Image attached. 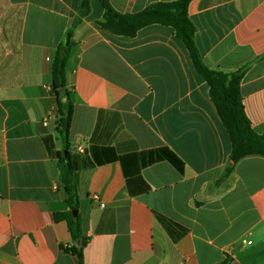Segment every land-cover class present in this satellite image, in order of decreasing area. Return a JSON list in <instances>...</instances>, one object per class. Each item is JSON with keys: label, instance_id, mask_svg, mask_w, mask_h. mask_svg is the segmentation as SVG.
I'll return each instance as SVG.
<instances>
[{"label": "crops", "instance_id": "0c3cea01", "mask_svg": "<svg viewBox=\"0 0 264 264\" xmlns=\"http://www.w3.org/2000/svg\"><path fill=\"white\" fill-rule=\"evenodd\" d=\"M108 1L136 14L177 0ZM80 6L0 0V264H79L67 248L81 241L54 216L70 210L59 152L83 264H264V157L228 172L232 141L185 43L161 24L115 35L101 0L83 18ZM188 16L204 64L243 72L245 113L264 135V0H192ZM69 35L65 137L52 68Z\"/></svg>", "mask_w": 264, "mask_h": 264}, {"label": "trees", "instance_id": "16d2710c", "mask_svg": "<svg viewBox=\"0 0 264 264\" xmlns=\"http://www.w3.org/2000/svg\"><path fill=\"white\" fill-rule=\"evenodd\" d=\"M90 1L81 0L80 17L83 18L90 13ZM101 1L105 5L106 12L100 25L115 35L134 37L139 30L153 24L170 26L175 29L178 37L185 43L197 71L209 84L211 99L230 135L232 166L228 169V172L244 158L251 156L264 157V135H258L252 129L245 113L243 96L240 90L243 72L227 75L213 71L204 64L195 43L196 28L188 16V7L192 0L157 3L136 14H122L116 11L108 0ZM71 49V44L69 46L63 44L56 52L52 68V86L55 90L57 112L59 114L57 133L65 137L69 136L73 117V103L66 79ZM62 97H67L68 102L66 104L62 102ZM57 156L62 181L69 196L67 203L70 210L56 212L54 216L56 220H66L74 241H81L79 247L73 244L67 250L77 257L79 264H83V248L86 245V240L82 238L81 217L80 215H74V211L78 209V202L74 201L76 194L71 183L70 158H63L60 152ZM229 262L230 260L226 259L222 264H229Z\"/></svg>", "mask_w": 264, "mask_h": 264}, {"label": "water", "instance_id": "95a60500", "mask_svg": "<svg viewBox=\"0 0 264 264\" xmlns=\"http://www.w3.org/2000/svg\"><path fill=\"white\" fill-rule=\"evenodd\" d=\"M70 41H71V35H69L68 37H67V45H70ZM75 215L77 214V211H75V213H74Z\"/></svg>", "mask_w": 264, "mask_h": 264}, {"label": "built area", "instance_id": "2783aa9c", "mask_svg": "<svg viewBox=\"0 0 264 264\" xmlns=\"http://www.w3.org/2000/svg\"><path fill=\"white\" fill-rule=\"evenodd\" d=\"M48 122H49V117L45 119L44 125L47 126ZM80 151L83 152V149L80 148Z\"/></svg>", "mask_w": 264, "mask_h": 264}, {"label": "rangeland", "instance_id": "374dc122", "mask_svg": "<svg viewBox=\"0 0 264 264\" xmlns=\"http://www.w3.org/2000/svg\"><path fill=\"white\" fill-rule=\"evenodd\" d=\"M70 55H71V53H70ZM69 60H70V58H69Z\"/></svg>", "mask_w": 264, "mask_h": 264}]
</instances>
